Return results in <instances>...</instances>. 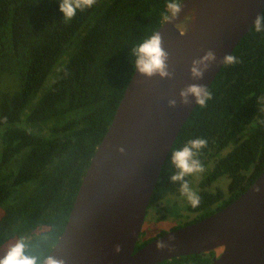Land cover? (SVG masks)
I'll return each instance as SVG.
<instances>
[{"label":"trees","instance_id":"1","mask_svg":"<svg viewBox=\"0 0 264 264\" xmlns=\"http://www.w3.org/2000/svg\"><path fill=\"white\" fill-rule=\"evenodd\" d=\"M164 5L97 0L66 23L57 0H0V247L22 238L27 255L45 260L134 73L132 49L162 25ZM231 54L238 63L221 66L212 98L194 107L171 146L207 140L205 171L186 177L200 205L169 182L168 153L146 210L152 233L142 227L134 251L222 209L264 171V33L251 26ZM160 220L167 229L153 228ZM220 252L158 264H208Z\"/></svg>","mask_w":264,"mask_h":264},{"label":"water","instance_id":"2","mask_svg":"<svg viewBox=\"0 0 264 264\" xmlns=\"http://www.w3.org/2000/svg\"><path fill=\"white\" fill-rule=\"evenodd\" d=\"M263 10L264 0H184L177 18L162 23L157 31L172 78H144L134 70L84 173L64 229L45 260L158 264L221 248L208 264H264V171L222 209L134 251L161 168L196 106L181 105L179 91L190 84L208 88L223 65L222 57L231 54ZM187 15L188 31L181 34L173 25ZM208 50L216 60L201 79L191 78V61ZM173 97L177 105L170 108L167 101Z\"/></svg>","mask_w":264,"mask_h":264},{"label":"clouds","instance_id":"3","mask_svg":"<svg viewBox=\"0 0 264 264\" xmlns=\"http://www.w3.org/2000/svg\"><path fill=\"white\" fill-rule=\"evenodd\" d=\"M97 0H57L58 10L62 14L64 21L70 22L78 11L92 8ZM184 0H165V12L163 20L171 22L177 18L182 10ZM191 21V15L184 17L182 21L173 25V27L185 34L188 31V24ZM252 28L257 33H264V13L257 14ZM134 57V69L144 78H152L158 76L161 79H171L172 72L169 71L168 53L162 45V37L158 31L153 32L150 36L143 39L138 45L132 49ZM216 60L213 51H206L198 59L191 61L189 72L191 78L199 80L202 78L204 71ZM223 64L233 65L238 63L236 56L226 54L222 57ZM179 103L188 105L194 103L200 107L206 106L207 102L212 98L211 92L207 87L200 84H190L181 89L178 93ZM191 98V100H190ZM168 106L174 108L177 105V98H170ZM207 147V140L197 137L188 140L182 147L173 148L169 152V160L175 171L168 177L169 182L179 185L180 195L186 198L192 207H198L201 202L200 195L193 190L186 177L195 174H202L205 171L204 165L199 159L201 150ZM122 151V149H121ZM158 248L164 247L158 244ZM26 244L21 238L11 245L5 255L0 257V264H39L38 258L25 253ZM44 264H60L59 261L47 258Z\"/></svg>","mask_w":264,"mask_h":264},{"label":"rangeland","instance_id":"4","mask_svg":"<svg viewBox=\"0 0 264 264\" xmlns=\"http://www.w3.org/2000/svg\"><path fill=\"white\" fill-rule=\"evenodd\" d=\"M6 83V82H5ZM2 88H5V87H2ZM226 151H224L223 152V154L225 153ZM219 180H221L220 181V184H221V187L223 186V188L225 189V190H227V184H228V179L227 178H220ZM196 182H197V179H196V181L194 180V182H193V184H196ZM219 183V182H218ZM195 186V185H194ZM1 213H2V208H0V215H1ZM147 219L144 221V223H143V229H145V232H148V235L149 234H151L152 232H151V228H149V225H147L146 223H147ZM169 223H170V221H166V220H160V221H158V222H155V224L153 225V228L154 229H158V228H160V227H162V228H165L166 226H168L169 225ZM165 229H167V228H165ZM12 244H6V245H3L2 247H0V257H3L4 255H5V253L7 252V250H8V248L11 246Z\"/></svg>","mask_w":264,"mask_h":264},{"label":"flooded vegetation","instance_id":"5","mask_svg":"<svg viewBox=\"0 0 264 264\" xmlns=\"http://www.w3.org/2000/svg\"><path fill=\"white\" fill-rule=\"evenodd\" d=\"M220 253H218L215 257H218V255H219ZM214 258V257H213Z\"/></svg>","mask_w":264,"mask_h":264}]
</instances>
